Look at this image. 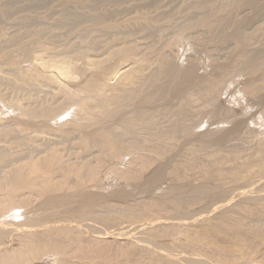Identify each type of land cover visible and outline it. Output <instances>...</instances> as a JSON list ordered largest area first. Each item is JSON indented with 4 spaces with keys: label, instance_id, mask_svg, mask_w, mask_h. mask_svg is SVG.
<instances>
[{
    "label": "bare ground",
    "instance_id": "bare-ground-1",
    "mask_svg": "<svg viewBox=\"0 0 264 264\" xmlns=\"http://www.w3.org/2000/svg\"><path fill=\"white\" fill-rule=\"evenodd\" d=\"M85 1L75 2L80 3V6ZM251 1L253 0H250L249 7L258 0L253 1L255 3ZM115 2L112 1V4ZM7 4L8 8L9 2ZM44 5L45 8L46 4ZM229 5L232 3L222 6L221 8L226 7L222 11L219 8L221 13L225 11L231 16L230 12H227ZM255 5L258 7V3ZM90 7L94 10L92 6ZM64 9L66 10L65 6ZM102 13L93 14L95 15L93 17L98 19V22L99 19L103 22V16L105 18L109 14ZM223 13L215 14V23L219 21L231 24L234 19L231 18L230 23L226 20L227 15ZM263 13L264 9L255 15L258 17ZM137 15L132 14L131 18L126 19L129 22L138 21ZM147 17L144 15V21H147L145 20ZM89 19L91 20V17L88 21ZM238 20L237 17L236 23ZM112 22L103 26L101 32L104 34L98 29L95 30L103 36L107 33L108 37L111 33L117 34L112 37L111 45L106 42L109 40L108 37V40H103L107 43L103 42L106 46L102 45L101 49L107 48L103 53L90 52L94 48L97 50L99 48H92L89 42L91 38L95 40L96 36H87L90 37L88 42L91 45L84 42L85 47L83 40H80L84 48L80 47L75 51V48L73 47V50L69 45L71 50L67 49L68 52L73 50L74 54L70 52L68 55L63 51L67 56L61 58L62 53L59 51L58 59L54 56L56 54L54 50L59 49L58 46L55 44L56 49H51L52 45L48 47L47 42L45 43L48 32L45 38H40L38 36L42 34H34L35 30L33 36L25 35L31 38L26 39L21 48L16 46L14 49L13 46L12 51H6L7 49L4 51L2 46L0 48V77L4 76L6 70H13L22 85L31 87L38 80L39 85L42 80L56 88L54 93L52 92L54 98L52 93H50L52 96L49 95L56 100L54 103L50 100L52 102L49 101V106L47 105L49 99L45 101V106L44 103H40L42 105L34 107L31 101L27 105L21 102L14 103L15 98L12 105L8 103L6 105L4 100L6 98H3L5 94L0 93V110L9 107L11 112L15 113L16 131L24 133L22 137L27 134L28 136H24L29 139L26 140V144L32 145V149L28 145L30 152L25 149L28 152L24 154L23 149L24 155L20 151L21 156H13L14 158L7 153V149L4 151L0 148V264H264V135L254 136L255 133H252L254 129L247 124V111L244 110L243 113L241 108L238 109L242 104L231 111L230 109L225 111L221 107V103L226 101L225 97L223 99L221 96L222 85L228 82L227 85L231 86L232 82L236 88L237 86L240 88L239 93L242 96L247 98L249 93L252 94V98L248 97L251 108L254 106L264 109L262 92L264 80L263 83L262 80L260 82L263 77L259 76L264 74V57L259 58L261 54H255L252 47V42H255L252 39L253 33L257 31L255 37L264 38L263 29L260 27L261 32V29L256 28L255 31L251 28L253 31H250L252 34L249 35L252 38L249 43L252 44L249 46L254 51H249L244 43L246 39H250L244 35L246 28H241L243 31L241 34L239 27L237 28L239 30L236 29L235 33H232L235 36L238 31L236 35H239L235 36V39L236 37L238 39L234 43L233 36L231 39L228 38L231 35L217 39L224 32L222 29L225 23H221L223 32L220 33L221 31L217 29L220 34L218 36V32L217 34L215 32L217 36L213 38L220 43L223 42V46L226 42L234 43L233 52L230 49L232 56L227 53L233 60L229 59V62L232 60L229 64L218 63L217 58L211 56L213 52L209 54L198 47L199 43L205 45L206 42L200 37V40L197 39L200 42L195 43L197 45L193 44L194 48L191 46L193 53H190L191 48L187 51L192 56H199L197 63H193L192 58L185 63L186 56L184 58L180 56L184 63H173L180 70L174 74L171 62L174 58L169 50L176 52L174 55H179L181 43L190 36L185 34L189 22L186 24L181 22L183 26L177 24L179 27L174 25L170 36L171 31L167 32L168 41L165 40L166 43L164 41L163 43L169 50L159 51V55L154 51L157 56H153V52L150 55V46L145 49L146 51L145 47L140 48L144 42H141V45L136 44L140 42L139 39L134 42L139 35L141 41L143 37L141 31L138 36L135 31L141 28L142 31L147 30L149 24L134 27L133 23L137 22H133L130 23L132 24L130 27L115 28ZM79 23L81 24V21ZM150 28L149 31L152 30L159 36V29L156 30L158 27H154L155 31ZM164 29L166 30V27L163 26ZM80 31L82 29L79 30L81 34ZM83 32H87V35L93 34V29L92 31L90 29L92 33H88L87 30ZM119 32L122 35L119 36ZM147 33L151 39L157 38L151 37L150 32ZM76 36L79 38L80 35ZM149 36L146 34L148 42L151 40ZM195 37L193 39H196ZM21 38L24 39L23 36ZM164 39L160 38L159 41L162 42ZM101 41L99 39V42ZM67 42L69 43V40ZM95 42L96 45L99 43L97 40L92 43ZM187 42H190V39ZM19 44L21 43L17 45ZM108 45L111 47L108 48ZM159 45L157 46L161 47L162 43L159 42ZM74 46L78 47L76 44ZM143 46L145 45L141 47ZM208 48L213 49L210 46L207 50ZM49 52L51 55L53 52L54 55L47 59L48 56L45 55ZM18 53L25 56V62H23L25 58L22 61L17 57ZM167 53L172 57L171 60ZM53 56L54 58H51ZM16 57L22 61L21 64ZM4 79L6 82V78ZM230 88L227 87L226 91ZM235 91L233 92L238 93V90ZM46 94L43 93V96ZM27 97L28 101L33 96ZM207 103L215 104V108L209 111V116L213 119L212 124L216 125L226 119L227 121L223 120L226 124L228 121L231 123L230 126L227 124L228 130L223 131L225 126L217 130L214 125L200 130L201 113L204 114ZM263 113L262 111L261 115ZM7 132L10 131L0 128V140L9 136ZM216 143L219 146L216 147ZM242 144L250 146L251 149L255 148L257 153L255 167L253 163L246 165L245 161H235L234 158L238 159L237 153L241 152L239 149ZM247 149L251 150L248 147ZM184 155L189 157L185 159ZM72 176L75 178L74 181L69 180ZM122 227H125L124 231L121 230ZM109 243H116L114 248L118 245L119 247L115 251L112 247L113 252H108L106 249L111 245Z\"/></svg>",
    "mask_w": 264,
    "mask_h": 264
},
{
    "label": "rangeland",
    "instance_id": "rangeland-1",
    "mask_svg": "<svg viewBox=\"0 0 264 264\" xmlns=\"http://www.w3.org/2000/svg\"><path fill=\"white\" fill-rule=\"evenodd\" d=\"M9 2V6H8V8H7V2ZM13 1V2H12ZM29 1H31L30 3H29ZM66 1V2H65ZM76 0H72V2H71V0H55V1H53V0H49V2H52V3H49L48 1H42V0H17V2L18 3H16V0H0V32L2 33V35L0 34V37H2V38H0V48H1V46L3 47L2 49L5 51L6 49V51H12V49L14 48H17L16 46H20L19 48H21V45H23L24 44V42H26L27 40H28V38L32 35L33 36V33H34V30H35V33L34 34H42V35H44L43 37H41L42 35H40V36H38V37H40V38H45L47 35H46V33L48 34V36L44 39L45 40V43H46V45L48 44V47H50V45H52L51 47V49H53V48H55L56 49V47L58 46V48L59 49H56V50H54V53L56 52V54L54 55V53L52 52V55H54V56H57L56 58H58L59 59V57H60V52L62 53L61 54V58H63V57H66L67 56V54L66 53H63V51H66L67 53H68V55H69V53L71 52V53H73L74 54V48H75V51L77 50V49H79L80 47H82V45L84 44V42H87V43H91L92 44V48H94V47H98L99 48V50H97V48L95 49L94 48V50L92 51V50H90V52H96V53H99L100 51H102V53L105 51V49H107V48H105L104 46V50H102L103 48H102V45H105L106 46V42H109V45H111L110 43H111V39H112V37H114V36H116L117 34H115V35H113L112 33L111 34H109V37H108V35L106 36V34L103 36L102 34H104V32L102 33L101 32V29H103V26H105V24H111V22L112 21H114V22H112V24H115V28H122V27H130L132 24H130V23H133V22H137L136 24L135 23H133V25L132 26H134V27H141V26H147V24H149V27H148V31L146 30V29H143V31H142V28L141 29H138V30H136L135 32H136V35L138 36V34L140 33V31H141V33H142V36L144 37V35H145V37L144 38H147L146 37V34H147V36H149V34L147 33V32H150V35H151V37H157L156 39H158L157 41H159V39L161 38V39H163V38H165L164 40H162V42L161 41H159L160 43H162V45H161V47H159L160 45H159V42H158V44H157V41L155 42V40L156 39H151L150 38V36H149V40L151 39V40H153V41H151V44H149L150 43V41L148 42V38L147 39H145V41L147 40V43H145V41L143 40L144 38L142 37V41L140 40L141 38V35H139V38H137V39H135V37H134V42L136 43L137 41H138V39H139V43L137 42L136 44H140L141 45V42H144L142 45H145V46H143V47H141L140 46V48L141 49H143L144 47V50L145 49H148V46H150L149 47V49H150V55H152V52H153V56H157L156 55V52H158L157 54L159 55L160 54V52L159 51H162V52H164V50L166 51H168L169 49L167 48H165V47H167V45L165 44L166 42H165V40L166 41H168L167 39H168V35L167 34H169V36L171 35V33H172V29L174 28V25L176 26L177 24L180 26V24H186V23H188V27H187V29L185 30V34H186V36H189V39H190V42H187L189 39H185L184 41H183V43H181V46L179 47V55H174V53H176V52H174L173 50H169V52H171V54L170 55H173V58L174 59H172V57L171 56H169L168 55V53H167V55L169 56V58H170V60H171V62H172V64L173 63H179V64H182V63H184V61H185V63H187L188 61H189V59L190 58H192V60L191 61H193V63H197V60H198V58H199V56L197 55H190V53H193L192 52V50H193V48L195 47H193V44H195V43H197L198 44V42H200L199 40L201 39L203 42L204 41H206V42H204L205 43V45L204 44H202V42L201 43H199L198 45V47L202 50V51H204V52H208L209 54H210V52L212 53L211 54V56H212V58L214 57V59L215 58H217L216 59V61H218V63H221V64H229L232 60H233V58H229L228 56H230V52H231V50H232V52H233V49H234V46H233V44L234 43H236V39H238V37H236V39H235V36H239V35H236L237 34V32H236V34H235V36H233V34L235 33V31H236V29L239 27L240 28V30L239 29H237V30H239V32H240V34H241V32H243V31H241L242 29H244V28H246V30L244 29V31H245V33L246 34H244V35H246V38H247V36L248 37H250L251 35H249V34H252L251 32L253 31H251V28L252 29H255V31L257 30L256 28H258V29H263V31H264V13H263V15H260V16H258V17H256V12H260V10H262V9H264V0H258V1H256V3L255 2H253V1H255V0H253V1H251V2H253V3H255V4H257L258 3V7H257V5H255V4H251L252 6L251 7H249L250 6V0H241L240 1V3H239V0L237 1V0H156V1H154V0H98V1H96V0H93V1H91V0H84L85 2H83V3H81V5L79 6V4L80 3H76L75 2ZM89 1H91V2H89ZM112 1L114 2V1H116L115 3H113L112 4ZM150 1V2H149ZM152 1V2H151ZM202 1V2H201ZM229 1V2H228ZM6 2V3H5ZM11 2V3H10ZM36 2V3H35ZM63 2H64V4H63ZM75 2V3H74ZM93 2H94V4H93ZM104 2V3H103ZM107 2V3H106ZM108 2L110 3V4H108ZM119 2H120V4H119ZM158 2V3H157ZM195 2H197V3H195ZM204 2H206V3H204ZM234 2V3H233ZM14 3V4H13ZM33 3V4H32ZM41 3H42V5H41ZM44 3L46 4V7L44 8ZM49 3V4H48ZM103 3V4H102ZM149 3H150V5L152 6H149ZM156 3V4H155ZM190 3H194V4H196V5H194V4H190ZM229 3H232V5H229V7H227V12H230V15L231 16H228L227 14L228 13H225V11H224V13H225V15H227L226 16V18H228V19H226L227 21L229 20V22L231 23V21L230 20H232V19H234V20H232V25L231 24H229V23H227L226 24V22H219L218 20V22H216V23H218V24H216L215 23V21H216V15H218V13L220 12V14H222L221 13V11H222V9H224V8H226V7H223V8H221L222 6H226V5H228ZM245 3V4H244ZM247 3V4H246ZM16 4V5H15ZM35 4V5H34ZM37 4V5H36ZM58 4V5H57ZM70 4H72V6L70 5ZM85 4V5H84ZM89 4H90V6H92L93 7V9L94 10H92V8L89 6ZM92 4V5H91ZM100 4V5H99ZM101 4H102V6H101ZM107 4V5H106ZM199 4L202 6V8H201V6H199ZM205 4V5H204ZM239 4V5H238ZM6 5V6H5ZM31 5V6H30ZM41 5V6H40ZM48 5V6H47ZM82 5H84V6H82ZM99 5V6H98ZM113 5V6H112ZM130 5H131V8H130ZM132 5H133V7H135V9L132 7ZM143 5H144V7H145V9H144V7H143ZM147 5V6H146ZM160 5V6H159ZM189 5V6H188ZM192 5H194L193 7H195V8H193V7H191ZM236 5H238V6H236ZM34 6V7H33ZM49 6H50V8H49ZM63 6V7H62ZM64 6H65V8H66V10L64 9ZM74 6V8H72ZM95 6V7H94ZM129 6V7H128ZM143 8H142V7ZM159 6V7H158ZM232 6V7H231ZM248 6V7H247ZM256 6V7H255ZM260 6V7H259ZM30 7V8H29ZM39 9H38V8ZM68 7H70V9L68 8ZM76 7V8H75ZM82 7H84V8H82ZM96 7H97V9H96ZM125 7H127V9L125 8ZM139 7V8H138ZM141 7V8H140ZM189 8V9H187V8ZM19 8V9H18ZM36 8H37V10H36ZM69 10H68V9ZM139 10H138V9ZM219 8H221V11H220V9ZM231 8H232V10H231ZM236 8V9H235ZM28 9V10H27ZM73 9V10H72ZM74 9H75V12H74ZM105 9H106V11H105ZM124 9V10H123ZM134 9V10H133ZM140 9H141V12H140ZM149 9V10H148ZM195 9V10H194ZM217 9H219V11L217 12V14H216V11H217ZM5 10H6V12H5ZM22 12H21V11ZM31 10H33V11H31ZM48 10V11H47ZM76 10H77V12H76ZM110 10H112V12L110 11ZM117 10H119V11H117ZM122 10V11H121ZM127 10V11H126ZM128 10H129V12H128ZM133 10V12L134 13H132L131 11ZM137 10H138V12H137ZM145 11V13H144V11ZM13 11H14V13H13ZM38 11H39V14H38ZM91 11V12H90ZM117 11V12H116ZM147 11V12H146ZM232 11V12H231ZM234 11V12H233ZM2 12V13H1ZM32 14H31V13ZM34 12V13H33ZM48 12V13H47ZM69 12H71V13H69ZM73 12V13H72ZM82 12V13H81ZM84 12V13H83ZM104 13V14H109L108 16H105V18H104V16H103V22H102V20H100L99 19V22L97 21L98 19H95L93 16H95V15H101V13ZM106 12V13H105ZM110 12H111V14H110ZM125 12H127L126 14H125ZM261 12H263V11H261ZM6 13V14H5ZM65 13V14H64ZM70 15H69V14ZM80 13V14H79ZM102 13V14H103ZM119 13V14H118ZM141 13V14H140ZM142 13H144V14H142ZM150 13V14H149ZM163 13V14H162ZM166 13V14H165ZM223 13V14H224ZM232 13H233V15H232ZM236 13V14H235ZM11 14V15H10ZM75 14V15H74ZM93 14H95V15H93ZM113 14H114V16L115 17H113ZM134 15V16H136L137 14H139V15H142L143 17L142 18H139L140 16L139 15H137L138 16V21H133V22H129L128 21V19H126V18H131L132 16H130V15ZM136 14V15H135ZM216 14V15H215ZM219 14V15H220ZM235 14V15H234ZM67 15V16H66ZM72 15V16H71ZM74 15V16H73ZM77 15V16H76ZM83 15V16H82ZM89 15V16H88ZM92 15V16H91ZM128 15L130 16V17H128ZM144 15L145 16H148L147 18H145V20H147V21H149L148 23H147V21H144ZM253 15H255V18H254V16ZM13 16V17H12ZM30 16V17H29ZM36 18H35V17ZM39 16V17H38ZM45 16H46V18H45ZM79 16V17H78ZM81 16H82V18H81ZM85 16V18H83ZM121 16V17H120ZM123 16H125V18L123 17ZM151 16V17H150ZM153 16V17H152ZM157 18H156V17ZM196 16V17H195ZM232 16H234V18L232 17ZM32 20H30L29 18ZM43 17V18H42ZM72 17V18H71ZM76 19H75V18ZM91 17V20L89 19V21H88V18H90ZM111 17H113V19L111 18ZM118 17V18H117ZM237 17L239 18V20H238V22L236 23V21H237ZM251 17H253V18H251ZM43 19V21H44V19H46L45 21H44V23H43V21H42V19ZM59 18L60 19V21H62V22H60L59 21V19L57 20V19ZM63 18L66 20V21H64L63 20ZM74 18V19H73ZM79 18V19H78ZM87 18V19H86ZM155 18V19H154ZM158 18H159V20H158ZM160 18H161V20H160ZM230 18V19H229ZM232 18V19H231ZM249 18H251V20L249 19ZM22 19H23V21H22ZM38 19V20H37ZM40 19V20H39ZM70 19V20H69ZM72 19H73V22H72ZM92 19H95V20H92ZM105 19V20H104ZM115 19V20H114ZM140 19V20H139ZM188 19H190L189 21H186V20H188ZM260 19V20H259ZM85 20V21H84ZM126 20V21H125ZM205 20V21H204ZM211 20V21H210ZM249 22H248V21ZM19 21V22H18ZM39 21V22H38ZM55 21H58V22H55ZM65 22V24L67 25H65L64 26V22ZM77 21V22H76ZM81 21V24L79 23ZM100 21H101V23H100ZM119 23H118V22ZM184 21H186V22H184ZM209 21V22H208ZM247 21V22H246ZM44 24V25H42V23ZM97 23V24H95V23ZM126 22H129V23H126ZM143 22H145V23H143ZM182 22V23H181ZM206 22H208V23H206ZM234 22V23H233ZM246 22V23H245ZM27 23H29V24H27ZM54 23V24H53ZM57 23V24H56ZM69 23V24H68ZM72 23V24H71ZM76 23V24H75ZM85 23V24H84ZM99 23V24H98ZM103 23V24H102ZM140 23V24H139ZM150 23H151V25H150ZM166 23V24H165ZM171 23H172V25H171ZM191 23H192V25H191ZM206 23V24H205ZM219 23L221 24H224L223 25V28L224 29H222V24L220 25V26H218L219 25ZM32 24V25H31ZM40 24V25H39ZM46 24V25H45ZM50 24H52V25H50ZM59 24H60V26H59ZM73 24H74V26H73ZM78 24V26H76ZM90 24V25H89ZM119 26H118V25ZM127 24H129L128 26H127ZM171 26H170V25ZM183 24L181 25V26H183ZM195 24V25H194ZM212 26H211V25ZM57 25V26H56ZM82 27H81V26ZM86 25V26H85ZM122 25V26H121ZM139 25V26H138ZM158 25V26H157ZM160 25V26H159ZM164 26V28L166 27V30L164 29L163 30V26ZM166 25V26H165ZM176 26V27H179V26ZM214 25V26H213ZM217 25V26H216ZM225 25H228V26H230V27H224ZM23 26V27H22ZM34 26V27H33ZM36 26H38V27H36ZM41 26H43V27H41ZM52 26V27H51ZM56 26V27H55ZM63 26V27H62ZM76 26V27H75ZM92 26V27H91ZM96 26V27H95ZM118 26V27H117ZM150 26H151V28H150ZM158 27L156 30H158V34H159V36L157 35V34H155L151 29H154V27ZM167 26H169L168 27V29H167ZM173 26V27H172ZM206 26V27H205ZM209 26H211V28L209 29L208 27ZM71 27V28H70ZM75 27V28H74ZM175 27V28H176ZM204 27V28H203ZM249 27V28H248ZM253 27H255V28H253ZM261 27V28H260ZM36 28H37V30H36ZM91 29V31H92V29H93V34H89V35H87V32H83V31H89L88 33H92V32H90V29ZM149 28H150V30L151 31H149ZM190 28H191V30H190ZM214 28V29H213ZM220 28V29H219ZM228 29V31H227V29ZM232 28V29H231ZM242 28V29H241ZM82 29V31H80V32H82L83 33V36H81V34L79 33V30H81ZM84 29V30H83ZM86 29V30H85ZM98 29V31L100 30V33H102V34H100V33H98L97 31H95V30H97ZM205 29V30H204ZM220 30L221 31V29L222 30H224V32L223 31H218V30ZM226 29V30H225ZM234 29V30H233ZM262 29H261V32H262ZM40 30H41V32H40ZM43 30V31H42ZM67 30H69V31H67ZM144 30H145V32H144ZM175 30V29H174ZM230 30H231V34H230ZM248 30V32H246ZM60 31V32H59ZM62 31V32H61ZM64 31V32H63ZM72 31V32H71ZM95 31V32H94ZM154 31H155V29H154ZM168 31H171V32H169V33H167ZM227 31V32H226ZM251 31V32H250ZM254 31V32H255ZM44 32V33H43ZM52 32H53V34H52ZM75 32V33H74ZM77 32L79 33V34H77ZM215 32H216V34H217V32H218V36H219V34L220 33H222L217 39H219V38H222V37H227V36H229V35H231V36H229L228 38H230L231 39V37H232V42H233V38H234V43H228V42H226V43H228L227 45H226V43H225V45L223 46V42H221L220 43V41L218 42V41H216L217 39H215L216 38V36L217 35H215ZM220 32V33H219ZM22 33H24L23 35H22ZM32 33V34H31ZM62 33V34H61ZM70 33V34H69ZM72 33V34H71ZM98 35H97V34ZM120 33V32H119ZM198 34V36H199V34L201 35V36H197V34ZM233 33V34H232ZM262 33H264V32H262ZM12 34H14V35H12ZM27 34H29L30 36L29 37H27L28 35ZM37 34V35H38ZM58 34V35H57ZM144 34V35H143ZM228 34V35H227ZM239 34V33H238ZM243 34V33H242ZM255 34H257V31H256V33H253V38L252 37H250V39H246V41L244 42V43H246V47L247 48H249L248 50L249 51H251V50H253L254 51V49H255V54H258L259 53V55H260V57H259V55H258V57L259 58H261L262 56L264 57V38L262 37L261 38V36L260 37H255ZM3 35H5V36H3ZM25 35H27L26 37H25ZM53 35V36H52ZM60 35V36H59ZM69 35H70V37H69ZM76 35H80L79 36V38H78V36H76ZM119 36L120 35H122L121 33L120 34H118ZM157 35V36H156ZM264 35V34H263ZM262 35V36H263ZM12 36V37H11ZM23 36V40H22V38L21 37ZM54 36H57V38L55 37L54 38ZM65 36V37H64ZM87 36H90V37H92V36H96V38H95V40H97V42H99V39L100 40H102L101 42H99V43H97V45H96V42L95 43H92L93 41H95V40H93L92 38L90 39V37H87ZM119 36H117V37H119ZM194 36H196L195 38L196 39H193L194 38ZM203 36V37H202ZM8 38V41H6L7 40V38ZM67 37H69L68 38V40H69V43L67 42L68 40H66L67 39ZM99 37V38H98ZM101 37H103L102 39H101ZM108 37L109 38V40H108V38L106 39V38ZM158 37H160V38H158ZM166 37H167V39H166ZM201 37V38H200ZM213 37H215V38H213ZM6 38V40H4ZM31 38V37H30ZM48 38V39H47ZM62 40H61V39ZM75 38V39H74ZM83 38H86L87 40L86 41H84V39ZM98 38V39H97ZM105 38V39H104ZM200 38V39H199ZM204 38V39H203ZM251 38L253 39V41L255 40V42H250L251 44H252V47L254 48H252L251 46H249V40H251ZM255 38V39H254ZM260 38V39H259ZM27 39V40H26ZM52 39V40H51ZM57 39V40H56ZM88 39H90L89 40V42H88ZM197 39H199V40H197ZM261 39H263V41L261 40ZM12 40V41H11ZM54 40V41H53ZM71 40L73 41V42H71ZM80 40H83L82 42H83V44H82V42L80 43ZM103 40H108V41H103ZM137 40V41H136ZM197 40V41H196ZM215 40V41H214ZM261 40V41H260ZM21 41V42H20ZM48 41H49V43H51L52 42V44H49L48 43ZM55 41H57V42H55ZM75 41H76V43H75ZM163 41L165 42V43H163ZM228 41H231V40H228ZM256 41H258L257 42V44H256ZM53 42H54V44H53ZM77 42H78V44H77ZM106 43V44H104V43ZM152 42H153V44H152ZM187 42V43H186ZM192 42V43H191ZM194 42V43H193ZM260 42V43H259ZM261 42H262V44H261ZM18 43H21V44H19V45H17ZM72 43H75L78 47H76V46H74L75 44H72ZM87 43H86V45H87ZM89 43V45H91ZM100 43H102V44H100ZM157 45H159V46H157ZM184 43H185V45H184ZM220 43V44H219ZM55 44H56V47H54L55 46ZM63 44H65L66 46H64ZM98 44H100V45H98ZM183 44V45H182ZM192 44V45H191ZM197 44H195V45H197ZM202 44V45H201ZM250 44V45H251ZM8 45H9V47H8ZM12 45V46H11ZM61 47H60V46ZM67 45H68V47H67ZM69 45H71V47L73 48V50L72 51H69L68 52V50L71 48V47H69ZM109 45H108V48H110L109 47ZM166 45V46H165ZM190 45V46H189ZM217 45V46H216ZM219 45V46H218ZM222 45V46H221ZM228 45H231V46H228ZM4 46H6L5 48H4ZM14 46V47H13ZM84 46H85V44H84ZM146 46H147V48H146ZM165 46V47H164ZM183 46V47H182ZM187 46V47H186ZM193 48H192V47ZM201 46V47H200ZM208 46H210V48H213V49H209L208 48V50H207V47ZM236 46V45H235ZM11 47V48H10ZM13 47V48H12ZM63 47V48H62ZM64 47H67L66 49H64ZM86 47V46H85ZM87 47H89V46H87ZM164 48L163 50L161 49H159V48ZM181 47H182V53H181ZM184 47L186 48V49H184ZM202 47H204V48H202ZM215 47V48H214ZM224 47V48H223ZM18 48V49H19ZM82 48H84V47H82ZM91 48V47H90ZM102 48V49H101ZM187 48L189 49V50H187ZM190 48H191V52L189 53V52H187V51H190ZM233 48V49H232ZM258 48V49H257ZM262 48V49H261ZM50 49V50H51ZM61 49V50H60ZM64 49V50H63ZM68 49V50H67ZM101 49V50H100ZM156 49V50H155ZM159 49V50H158ZM231 49V50H230ZM58 50V51H57ZM71 50V49H70ZM95 50H97V51H95ZM153 50V51H152ZM53 51V50H52ZM60 51V52H59ZM107 51V50H106ZM146 51V50H145ZM147 51H149V50H147ZM154 51H156L155 53H154ZM172 51H173V53H172ZM187 53L186 55H185V52ZM58 52V53H57ZM161 52V53H162ZM230 53V54H227V53ZM70 53V54H71ZM66 54V55H65ZM72 54V55H73ZM215 54V55H214ZM23 55V54H22ZM22 55H19V53H18V58L19 59H24L25 58V56H22ZM51 54H50V52H49V54H46L45 56H48V58L47 59H50V56H52ZM65 55V56H64ZM71 55V56H72ZM226 55V56H225ZM54 56L53 57H51V58H54ZM184 58L185 56L187 57V56H189V57H187V59H186V57L184 58V61H183V59L181 58ZM217 56V57H216ZM231 56H232V54H231ZM16 57V60L21 64L22 63V61L21 60H19L18 58ZM226 57H228L227 59H226ZM262 57V58H263ZM181 58V59H180ZM195 58V59H194ZM176 59V60H175ZM226 59V60H225ZM229 59H232V60H230V62L228 61ZM174 60H175V62H174ZM182 60V61H181ZM188 60V61H187ZM26 61V58L24 59V61L23 62H25ZM220 61V62H219ZM226 61H228V63L226 62ZM223 62V63H222ZM173 67H174V69H173V71H174V74L175 73H178L177 71H180V70H178L179 68L176 66V64H173ZM13 71V70H12ZM12 71H10V70H6V72H4L3 73V75L4 76H2V77H0V79H4V78H6V82L8 81V82H10L9 84H8V82H7V85H8V87H7V85H6V82L2 79V80H0V93L1 94H5L4 96H3V98H6V99H4L5 100V104L7 105V103L8 104H10V105H12L11 103H13L12 101H13V99L15 98L17 101H15V99H14V103L15 102H21V103H23V104H29V102L31 101V102H33L34 103V107H37V105L38 104H40V103H44V106L46 105V103H45V101H47L48 99V102H47V105L49 106L50 105V103H49V101L50 100H52V101H50V102H52V103H54V100H56V99H52V97H50V96H52L50 93H54V90H56V88H55V86H53V85H50V84H48L47 82H45V81H40L39 82V85L37 84L38 83V81H37V83L35 84V85H33V86H31V87H29V85H25V84H23L22 85V83H20L19 82V80H18V77H17V75H15L14 74V72H12ZM9 72H11V73H9ZM15 76H14V75ZM172 74V73H171ZM259 75V74H258ZM263 75V76H262ZM262 75H259V76H261V77H263L262 79H260V82H261V80H262V83H263V80H264V74H262ZM258 76V77H259ZM19 79L21 80V77H19ZM259 79H257V80H259ZM5 83H4V82ZM22 81V80H21ZM2 83H3V85H2ZM232 85L230 86V85H227L228 84V82L227 83H225L224 85H222V87L224 88V90H223V88H222V90L221 91H223L222 92V95L221 96H223L222 98L224 99V97H225V99L224 100H226V101H224V102H222V103H224V105L221 103V107H223L224 109H225V111H227L228 109H230V111L231 110H235V107L237 108L238 106H239V104L241 105L240 107H238V109L239 108H241V111H243V113H244V110H246L247 111V113L249 114V116H248V114H247V116H246V114H245V116H246V118H247V124H249V126L251 125V127L250 128H252V129H254L253 131L254 132H252V133H255V135L254 134H252L251 133V135L253 136H262V134L264 135V133H261V132H263L264 131V113L261 115V113H262V111L264 112V109L262 110V107L260 108V107H255L254 108V106L251 108L250 107V105L248 104L249 102H248V97H249V99L250 98H252L253 96H251L252 94L251 93H249V96L246 98V96H242V94H240L241 92H240V88H238V86H237V88H236V86L234 85L235 83H232V82H230ZM21 84V85H20ZM264 84V83H263ZM37 85V86H36ZM41 85H42V87H41ZM231 87L228 91H226L227 90V87ZM15 86V87H14ZM40 86V87H39ZM50 86V87H49ZM233 86V87H232ZM10 87V88H9ZM11 87H14V89L13 88H11ZM16 87H18V89L16 88ZM34 87H36L35 89H34ZM39 87V88H38ZM45 87V88H44ZM52 87V88H51ZM235 87V88H234ZM29 88V89H28ZM31 88H32V90H31ZM41 88V89H40ZM43 88V89H42ZM233 88V89H232ZM11 89V90H10ZM24 89V90H23ZM37 89L39 90V91H37ZM18 90H20V91H18ZM22 90V91H21ZM28 90V91H27ZM36 92H35V91ZM40 90H42V91H40ZM46 90V91H45ZM231 90V91H230ZM235 90H238V93H235V92H237V91H235ZM31 91V94H29V92ZM44 91V92H43ZM233 91H235V92H233ZM23 92V93H22ZM37 92L39 93V94H37ZM229 92V93H228ZM240 92V93H239ZM263 92V94H264V90L262 91ZM13 93H14V95H13ZM36 93V94H35ZM43 93L44 94H46V95H44L43 96ZM52 93V94H53ZM224 93H226V96H224ZM227 93H228V95H227ZM236 94V95H233V94ZM18 94V95H17ZM27 94V95H26ZM25 95H26V97L27 98H31V96H33L31 99H29L28 101H27V99H26V97H25ZM50 95V96H49ZM238 95V96H237ZM34 96H35V98H34ZM37 96H39V98L37 97ZM37 97V98H36ZM45 98V99H43V98ZM48 97V98H47ZM50 97V98H49ZM232 97H233V99H232ZM236 97V98H235ZM239 97V98H238ZM19 98H21L20 99V101H19ZM34 98V99H33ZM53 98H54V94H53ZM38 101H36V100ZM232 101H231V100ZM243 99V100H242ZM25 100V101H24ZM35 100V101H34ZM42 100V102H40ZM241 100V101H240ZM22 101H24V102H22ZM240 101V102H239ZM247 101V102H246ZM37 102V103H36ZM232 102V103H231ZM239 102V103H238ZM246 102V104H248L247 106H246V104H244V103ZM33 103H32V105H33ZM42 104H40V105H42ZM31 105V104H30ZM206 105H208V106H206V108H205V110L203 111L204 112V114L203 113H201L202 114V118H200V119H202L201 121H203L202 123H201V121H200V123H199V125H200V130H201V128H203L202 130H204V128H209L210 126H213V127H215L217 130H221V128L219 129V127H222V129L224 128V126H225V128L223 129V131L226 129V130H228V126H227V124L229 125V124H231V123H229L230 121H228V123L226 124V122H224L223 120H226V119H223V120H221V121H223V122H221L220 121V123H217L216 125L215 124H212L213 122V119L211 118V116H209L210 115V113H209V111L210 110H213L215 107V104L214 103H207ZM210 106V107H209ZM39 107V106H38ZM43 107V106H42ZM244 107V108H243ZM251 108V110H250V108ZM233 108V109H232ZM246 108V109H245ZM258 108V109H257ZM260 108V109H259ZM243 109V110H242ZM254 109H255V111H254ZM258 110V111H257ZM262 110V111H261ZM10 111V112H9ZM229 111V110H228ZM252 111V112H251ZM235 112V111H234ZM250 112V113H249ZM13 113V114H12ZM260 113V114H259ZM207 116H206V115ZM257 115V116H256ZM14 116V117H13ZM201 116V115H200ZM205 118H204V117ZM210 118H209V117ZM192 117L194 118V116L192 115ZM206 118H208V119H206ZM257 119L256 121H255V119ZM205 119V120H204ZM250 119V120H249ZM252 119V120H251ZM254 119V120H253ZM263 119V120H262ZM0 120H2V121H0V123H2V124H0V128H3L4 130H7V131H10L9 133L7 132V134L9 135V136H6V138L5 137H2L3 139H1L0 140V148H1V150L2 149H4V151H5V149H7L6 151H7V153H9V155H11V157H18V155H20L21 156V154L22 155H24L26 152H30L31 151V147H32V145H30V144H28L29 146H30V150H29V147H28V145L26 144L27 143V137L25 138L24 136H26V135H23V137H22V134H24V133H22L20 130V132H18V130L16 131V129H17V127H16V125H15V113L14 112H11V110L9 109V107H8V109L7 108H4V109H2V110H0ZM207 120H209V121H207ZM262 120V121H261ZM13 121V122H12ZM206 121V122H205ZM227 121V120H226ZM261 121V122H260ZM254 122H256V123H254ZM258 122V123H257ZM206 123V124H205ZM207 123H208V125H207ZM258 124H260V125H258ZM255 125V126H254ZM1 126H3V127H1ZM6 126V127H5ZM8 126V127H7ZM14 126H15V129H14ZM230 126V125H229ZM257 126H259L258 128H257ZM10 127V128H9ZM13 127V128H12ZM7 128H9V129H7ZM10 129H12V130H10ZM14 129V130H13ZM257 129V130H256ZM263 129V130H262ZM252 131V130H251ZM256 131V132H255ZM18 133H19V135H21L20 137H19V135H18ZM259 133V134H258ZM261 133V134H260ZM28 136V135H27ZM9 137V138H8ZM8 138V139H7ZM24 138V139H23ZM29 140V139H28ZM23 141H24V143H23ZM29 142V141H28ZM25 144V145H24ZM217 145H216V147L217 146H219V144L218 143H216ZM67 145V144H66ZM6 146V147H5ZM25 148H24V147ZM68 146V145H67ZM247 147L248 148H250L251 149V147L250 146H248V145H246L245 146V144H242V146L240 147V153L238 152L237 153V158L239 159V161H238V159L236 160V158H234L235 159V161H237V162H244L245 161V163H247L246 165H252V163H253V167H255V163H256V150H254L255 148L254 147H252L253 149H251L252 150V153H251V150H249V149H247ZM28 148V149H27ZM69 149H70V147H68ZM241 148H242V150H241ZM23 149L25 150H28V151H26L25 150V152L23 151ZM69 149H66V151H69ZM21 151V154L19 153ZM22 151H23V153H22ZM6 153V152H5ZM6 153V154H7ZM19 153V154H18ZM15 154V155H14ZM252 155V156H251ZM186 155H184V158L186 159L187 157H189V156H186ZM242 156V157H241ZM13 157V158H14ZM233 157H235V156H233ZM244 157H246V158H244ZM230 158H232V155L230 156ZM243 158V159H242ZM248 159V160H247ZM252 160V161H251ZM247 161V162H246ZM249 162H251V163H249ZM255 162V163H254ZM249 163V164H248ZM73 177L74 176H72V178H70L69 180L70 181H74L75 180V178L73 179ZM244 214V213H243ZM125 230V227H122V229L121 230ZM123 230V231H124ZM111 243H109V245H110ZM108 245V244H107ZM107 245H106V247H107ZM108 245V246H109ZM114 245H116V243L115 244H111L109 247H108V249H106L108 252H113V251H115L116 250V248H118L119 247V245L116 247L115 246V248H114ZM112 247L114 248V250L112 249ZM111 249V250H110ZM110 250V251H109ZM113 250V251H112Z\"/></svg>",
    "mask_w": 264,
    "mask_h": 264
}]
</instances>
